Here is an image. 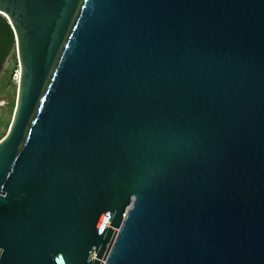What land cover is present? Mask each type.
I'll return each instance as SVG.
<instances>
[{
  "label": "water",
  "instance_id": "1",
  "mask_svg": "<svg viewBox=\"0 0 264 264\" xmlns=\"http://www.w3.org/2000/svg\"><path fill=\"white\" fill-rule=\"evenodd\" d=\"M19 67L0 264H264V0H0Z\"/></svg>",
  "mask_w": 264,
  "mask_h": 264
},
{
  "label": "rangeland",
  "instance_id": "2",
  "mask_svg": "<svg viewBox=\"0 0 264 264\" xmlns=\"http://www.w3.org/2000/svg\"><path fill=\"white\" fill-rule=\"evenodd\" d=\"M17 72V55L13 46L0 72V142L6 137L13 120L17 100Z\"/></svg>",
  "mask_w": 264,
  "mask_h": 264
},
{
  "label": "trees",
  "instance_id": "3",
  "mask_svg": "<svg viewBox=\"0 0 264 264\" xmlns=\"http://www.w3.org/2000/svg\"><path fill=\"white\" fill-rule=\"evenodd\" d=\"M14 46L13 33L6 20L0 16V72L9 52Z\"/></svg>",
  "mask_w": 264,
  "mask_h": 264
},
{
  "label": "built area",
  "instance_id": "4",
  "mask_svg": "<svg viewBox=\"0 0 264 264\" xmlns=\"http://www.w3.org/2000/svg\"><path fill=\"white\" fill-rule=\"evenodd\" d=\"M18 64V63H17ZM19 75H20V73H19V67H18V72H17V75L15 76L16 77V82H17V84H18V81H19Z\"/></svg>",
  "mask_w": 264,
  "mask_h": 264
}]
</instances>
